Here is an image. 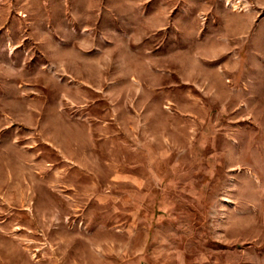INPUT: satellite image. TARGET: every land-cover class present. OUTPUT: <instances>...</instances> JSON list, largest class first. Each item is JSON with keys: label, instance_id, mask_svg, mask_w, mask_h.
Returning a JSON list of instances; mask_svg holds the SVG:
<instances>
[{"label": "rangeland", "instance_id": "obj_1", "mask_svg": "<svg viewBox=\"0 0 264 264\" xmlns=\"http://www.w3.org/2000/svg\"><path fill=\"white\" fill-rule=\"evenodd\" d=\"M0 264H264V0H0Z\"/></svg>", "mask_w": 264, "mask_h": 264}]
</instances>
